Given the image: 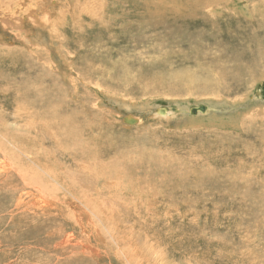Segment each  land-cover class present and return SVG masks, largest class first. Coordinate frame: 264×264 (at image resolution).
I'll list each match as a JSON object with an SVG mask.
<instances>
[{
	"label": "rangeland",
	"instance_id": "rangeland-1",
	"mask_svg": "<svg viewBox=\"0 0 264 264\" xmlns=\"http://www.w3.org/2000/svg\"><path fill=\"white\" fill-rule=\"evenodd\" d=\"M1 1L0 118L19 129L9 82L27 85L29 100L45 89L62 114L76 112L80 142L59 150L37 137L40 107L24 117L29 154L72 191L27 162L43 191L31 204L47 213L27 225L44 224L42 242L7 226L0 192V264H264V0H97L96 18L77 13L76 0ZM202 104L206 113H190ZM248 174L250 185L239 178ZM68 199L64 213L52 209ZM77 206L92 249L83 256L62 252L84 237Z\"/></svg>",
	"mask_w": 264,
	"mask_h": 264
},
{
	"label": "bare ground",
	"instance_id": "bare-ground-1",
	"mask_svg": "<svg viewBox=\"0 0 264 264\" xmlns=\"http://www.w3.org/2000/svg\"><path fill=\"white\" fill-rule=\"evenodd\" d=\"M3 1L11 3V4H18L19 3V2H15L14 0H3ZM96 1L97 0H76L74 10L77 11V13H80V14L83 13V14H86L87 16H91V17L96 18L94 15H96L98 12H104V10H97L98 7H95L99 4L102 5L103 2H101V1L96 2ZM167 1H169V0H167ZM150 2H151V0L148 1V3H150ZM165 2H166V0H160L159 3L162 4V6H163V3H165ZM210 2H211L210 0L208 2H204V3H202V0H194L192 2V4H193V6H196V5L201 6V5H209ZM144 3L148 4L147 0L144 1ZM166 3L168 4V2H166ZM0 5H6L7 6V4L3 3L1 0H0ZM185 5H186V3H185ZM212 7H210V8H212ZM164 9H162V10H164ZM187 10H189V9H187ZM191 12H192V10H191ZM103 14L104 13H102L101 17H104ZM148 14H149V16H146V18L148 17L147 18L148 20L145 18L147 20L146 25L150 29L151 28L154 29L153 28L154 21L152 19L153 14H151V13H148ZM230 68H231L230 66H226L224 68V70L230 71ZM239 78H240V75L237 77V79L239 80ZM237 79L232 78V80H235V81H237ZM175 80H176V78H175ZM209 83H211L212 85H213V83L215 84V82L211 81V80L209 81ZM227 83L228 82H226V83L221 82L220 84L223 87H225L226 85H228ZM16 84H18V83H16ZM16 84L9 82L8 85L6 86L5 90L8 91L10 94L9 99L6 100V102H8L7 106L11 107V108L14 107L16 109V118L20 122L19 129L8 124L7 121L0 118V192L5 193L9 196V199H8L9 223L7 224V226L8 227H10V226H24L25 232L23 231L24 232L23 235L25 237H32L33 235H35V237L34 238L32 237L30 239V241H33V240L37 241L36 240L37 233H40V229L43 228L44 224L39 223L34 227L33 230L30 229L31 228V227H29L30 224H36V218L35 217H38V218L40 217L39 215H37V213H35L33 211L38 210L41 213V216L42 217L44 216V218L47 217V213L45 210L39 209L41 206L37 204V199H35V201L31 204V201L34 200V197L35 196H41L43 191H42V187H40L39 182H37L35 180L32 181L30 179L29 167H27L30 164H27V162L32 161L31 166H33V165L35 166V168H36L35 172H36V174H39V177H41L42 175H44V176L48 175L51 179L50 181L54 182L56 187L63 188L67 192L72 191V189H71V186L66 182V180L63 179V177H62L63 174L61 172L58 174V171H53L51 168L44 167L41 164H39L38 162H36V158H37L36 152L31 151V154H29V150L25 145L24 137H23L25 134V127L27 124V123H25L24 117L27 116L31 110L34 111L37 107H40V111L36 112V114H35L36 115V121L42 122L44 124V129H45V132L47 135L44 132H41V135L40 136L37 135V137L51 136L52 137L51 141L54 142L55 146L59 150L64 149L65 146H67L68 150L69 149L71 150L75 146H78L79 142H80V137L76 133V126H75L76 112L71 111V113H69L68 115L62 114L60 112L62 104H60L59 102H54V101H53V104L48 103L49 100H53V99H51L49 92L45 93V91H46L45 89H42L43 90L42 94H44V95L38 93L39 97L37 96V97H35L36 99L31 98L29 100V96H28L29 91L27 90V85L23 86L21 84H18V85H16ZM215 85H219V83H217ZM39 88H41V87H39ZM40 96H42V97L40 98ZM166 109H167L166 113H159L157 111L156 116L158 118H168L172 111H170V109L168 107ZM208 109L209 108L207 106L206 111H208ZM198 114H200V112L197 114H194V115H198ZM135 120H133V121H135ZM47 122L54 125L55 129H51ZM57 128H60V130H58ZM62 139L65 140L66 145H60L59 144L60 140H62ZM80 148L83 149L84 147H80ZM43 152H45L44 148H40V153H42V155H43ZM47 152H48V150L46 151V153ZM28 155L31 157V159H29ZM163 159H166V158H163ZM135 161L137 162V165L142 162L141 159H137ZM153 162H155L156 164L158 163L157 160H155V161L153 160ZM164 168H165V166H164ZM252 177L254 178L253 174H251V175L248 174L246 176H240L239 178H240V180H242V182L244 184L250 185L254 181V179ZM134 178L128 179V181L130 183H134V180H133ZM251 178L253 179V181L250 182ZM136 179L138 180V178H136ZM203 179H204V177H203ZM248 179H249V181H248ZM27 189L28 190L33 189V192L31 193L30 191H27ZM27 195L28 196L32 195L33 198H31L29 201L27 198L28 197ZM76 196H78V195H76ZM67 197L68 196L66 195L65 198H67ZM78 199H80V198L78 197ZM89 200H90V198H89ZM65 204H67V206L70 205L71 204L70 199H68L66 201L61 200L59 202V204L56 203L53 207L52 206L51 207L57 213H60L61 211L64 213L65 208L63 206ZM69 207L71 208V206H69ZM82 211L83 210H80V208L78 206L76 209H72V212L75 216V222L74 223H76L77 225H79L81 227V230H82L81 237H82V235L84 236L82 239H80L81 246L77 247L76 245H72V248H68V247L66 248L64 246L62 252H69L73 255L74 254L77 255L79 253V255L83 256V254H88V252L91 249L90 243H89L90 242L89 241L90 233H87L88 229H86V226L83 225ZM99 218L102 220L101 217H99ZM90 222L91 221H88L87 224L90 225ZM27 223H29V226L27 225ZM21 228H23V227H21ZM113 232L114 231L111 230V236L113 238V241L115 242V244L117 246H121V244H120L121 242L119 241V239L117 238V236ZM97 233H98V231H97ZM57 234H59V233L57 232ZM49 237H54V234L53 233L49 234ZM97 238H99V237H97ZM65 239H62V241L57 242L53 247L55 248L58 245H60V246L66 245ZM99 239L101 241H103L104 237L101 235V238H99ZM21 240H23V239H20L19 241H21ZM37 242H42V240L40 239ZM67 243H69V242H67ZM67 246H69V245H67ZM48 247H50V246H48ZM62 257H63L62 259H64V256H62ZM67 263H70V262H67ZM129 264H131V263H129Z\"/></svg>",
	"mask_w": 264,
	"mask_h": 264
},
{
	"label": "water",
	"instance_id": "water-1",
	"mask_svg": "<svg viewBox=\"0 0 264 264\" xmlns=\"http://www.w3.org/2000/svg\"><path fill=\"white\" fill-rule=\"evenodd\" d=\"M258 88H259V91H258V95L262 98V99H264V81L262 82V83H260L259 85H258ZM167 107H159V108H157V111L159 112V113H166L167 111V109H166ZM207 105H204V104H202V105H198V106H193V107H191L190 108V113L192 114V115H194V114H197V113H206L207 111ZM132 123H135V122H132Z\"/></svg>",
	"mask_w": 264,
	"mask_h": 264
}]
</instances>
